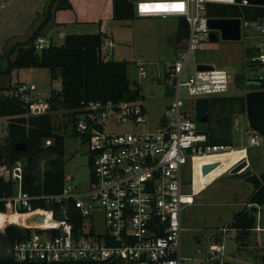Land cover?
<instances>
[{"label": "built area", "instance_id": "obj_1", "mask_svg": "<svg viewBox=\"0 0 264 264\" xmlns=\"http://www.w3.org/2000/svg\"><path fill=\"white\" fill-rule=\"evenodd\" d=\"M210 4L264 7L249 0L134 2L138 17L176 16L184 18L188 25L185 44L177 48L175 58L164 66L165 74L176 80L175 97L156 128L149 127L140 99L80 103L72 116L73 132L84 139L88 152L91 171L87 190H78L72 176L64 173L61 192L30 195L22 190L23 161H16L10 168H0V174L15 184L14 193L0 197L4 205L0 210V233L10 225L26 230L24 237L9 247L7 254L13 260L194 264L195 261L181 254L180 212L183 206L194 201L195 194L193 188L189 193L182 190V166L195 156L237 149L232 144L210 143L208 133L198 128L194 115L184 109L179 96L180 87H184L189 96L207 100L228 91L231 75L225 69L199 70L188 62L192 52L209 41L211 29L207 22L211 17L207 6ZM246 22L257 30L251 42L254 53L247 63L253 80L259 85L253 90H264V16ZM50 44L52 42L43 35L32 42L36 51ZM105 44L112 47L109 39H105ZM133 64L138 78L148 76L147 62L137 58ZM59 89L57 87L56 91ZM34 90L35 84H18L11 94L27 105L29 115L46 114L50 95H33ZM242 115L245 114H237L234 129L243 131L246 145L238 148L246 153L248 147L264 145V134L252 129L247 119L241 129ZM116 124H124L128 130L111 128ZM203 141L207 142L205 146L198 144ZM44 143L50 145L51 139ZM38 200L49 208L34 206L33 202ZM13 215L19 216L18 222L12 219ZM26 218H34V222L25 223ZM99 218L101 228L97 227ZM226 232V228L222 229L221 238L204 246V256L196 264L225 263L222 239L227 236Z\"/></svg>", "mask_w": 264, "mask_h": 264}, {"label": "rangeland", "instance_id": "obj_2", "mask_svg": "<svg viewBox=\"0 0 264 264\" xmlns=\"http://www.w3.org/2000/svg\"><path fill=\"white\" fill-rule=\"evenodd\" d=\"M49 1L52 14L56 12L57 20L64 21L62 29L55 27L43 33L54 45L62 43L60 33H96L99 28L104 30V26L98 21L99 17L105 20L112 18L111 0ZM44 4L45 0H25L0 10L1 66L7 67L8 60L13 58L11 54L15 44L14 38L18 36L21 40L24 39L29 28L36 22L38 15L35 10H41L46 18L48 12L43 8L47 3ZM178 22L179 17L176 16H136L134 19L122 20L113 18L110 22L111 30H117V43L113 54L110 49L103 51V58L128 62L129 78L139 89L140 101L147 112L150 128L160 125L175 97L176 80L164 76V66L175 58L177 48L185 44V38L179 42L175 40ZM113 26H117V29H112ZM240 27L241 36L238 40L222 39L219 30H215L217 40L205 42L202 48L192 52L188 61L192 68L197 63L208 64L214 68L225 69L231 75L226 94L214 96L231 99L223 106L226 111L217 115L209 114L207 122L196 120V123L200 130L207 131L210 136L227 137L233 147L237 148L217 154L195 156L182 166V180H185L182 190L189 193L192 187L194 191L201 188L193 196L194 201L183 206L180 212L181 254L195 261L194 264L204 256V246L222 237L224 228L227 229V236L222 239L225 244L224 264H262L260 257L264 246V205H260L259 213L258 210L256 212V228L240 232L236 229L234 231L230 224L235 213L251 207L247 204V197L253 191V185L245 179L246 176H259L264 173V145L248 147L245 155L244 149L238 148L246 145L244 133L234 129L238 113L232 103L233 99L244 96L246 91L257 89L259 86L257 81L253 80V74L247 64L254 53L251 42L257 30L245 20H240ZM103 46L105 49L106 45ZM137 58H142L148 63L146 78L137 77L133 64ZM158 73H161V76H158ZM1 75L0 73V78ZM9 77L8 84L11 89L2 90L5 94H11L18 84H36V90L32 91V94L47 97L59 84L58 79L52 80L48 70L44 68L11 69ZM179 96L184 102V109L193 116L196 96H189L184 87H180ZM68 112L59 108L52 112V120L57 132L64 136V173L72 176V183L78 190L84 191L89 188L91 171L88 152L83 139L71 131V124L67 122ZM227 119L228 124L225 122ZM245 119V115L240 117L241 129L245 125ZM8 121V117H0V140L6 134ZM111 128L128 130L124 124L112 125ZM50 158L51 153H41L38 158L41 172L48 168ZM243 161L245 165L232 172V169ZM204 164L214 166L208 173L202 174L201 168ZM97 227H102L101 218L97 221ZM8 251L9 248L0 240V255Z\"/></svg>", "mask_w": 264, "mask_h": 264}, {"label": "trees", "instance_id": "obj_3", "mask_svg": "<svg viewBox=\"0 0 264 264\" xmlns=\"http://www.w3.org/2000/svg\"><path fill=\"white\" fill-rule=\"evenodd\" d=\"M136 0H111L112 17L117 20L134 19L136 17L134 2ZM50 9H47L45 21L36 29L29 39L13 46L14 57L8 60L7 67L0 73L10 74L11 69L44 68L51 79H58L59 91L52 89L49 96V111L43 115H29L27 105L12 94H5L11 87L1 89L0 117H8L6 134L0 140V168H10L16 161L24 164L22 176V190L30 195H51L61 192L64 175V136L57 132L52 120V112L62 108L68 110L67 122L71 124L73 132L74 110L81 102L107 101L119 102L140 99L139 89L129 78V65L126 61L105 60L103 58L104 36L101 32L90 34H65L60 45L50 44L40 51H36L33 40L41 35V30L49 20ZM207 14L211 18H238L253 21L264 16L262 6H234L225 4H210ZM178 32L175 40L179 42L187 36L188 25L184 18H179ZM167 77L168 74H165ZM169 77V76H168ZM231 99L221 96L208 98V108L218 106L217 114L224 113V104ZM235 110L238 114H245L244 96L234 98ZM232 104V105H233ZM226 109V108H225ZM215 114V115H217ZM228 114V113H227ZM228 118V116L226 115ZM227 124L229 119H227ZM74 133V132H73ZM75 134V133H74ZM209 135V134H208ZM82 138V137H81ZM46 139H51L50 145H44ZM83 139V138H82ZM213 144H231L227 137L208 136ZM84 142V139H83ZM24 143L25 149L17 151L16 145ZM85 143V142H84ZM43 151L52 154L48 168H39L38 158ZM41 175V176H40ZM253 185V191L247 197L249 209L243 208L233 215L231 228L240 232L250 231L257 226V206L264 205V173L249 174L245 178ZM14 182L5 179L0 174V197L14 193ZM34 206L48 209L42 200L34 201ZM4 209L0 202V210ZM26 230L10 225L4 233H0L7 248L24 237ZM226 262V261H225ZM0 264H119L117 261L86 262L68 261L56 263L18 262L8 254L0 255ZM208 264H217L208 263Z\"/></svg>", "mask_w": 264, "mask_h": 264}, {"label": "water", "instance_id": "obj_4", "mask_svg": "<svg viewBox=\"0 0 264 264\" xmlns=\"http://www.w3.org/2000/svg\"><path fill=\"white\" fill-rule=\"evenodd\" d=\"M253 4H263L264 0H249ZM208 27L211 29L208 39L209 41L217 40V33L215 30H219L221 38L226 40H238L241 36L240 33V19L238 18H209ZM196 68L199 70H208L212 66L208 64L198 63ZM245 101V116L249 126L259 132L264 134V90H248L244 94ZM195 111L194 118L199 122H207L209 114H217L219 111L218 106L211 109L208 108V102L206 98H196L195 99ZM207 132V131H203ZM199 145L205 146L206 141L198 142ZM25 149L24 143L17 144L16 150L23 151ZM245 165V161L237 165L232 169V172L239 170ZM213 164L202 165V174L208 173L212 168ZM34 218H28V220H33ZM261 262L264 264V246L262 247Z\"/></svg>", "mask_w": 264, "mask_h": 264}, {"label": "crops", "instance_id": "obj_5", "mask_svg": "<svg viewBox=\"0 0 264 264\" xmlns=\"http://www.w3.org/2000/svg\"><path fill=\"white\" fill-rule=\"evenodd\" d=\"M21 1H25V0H0V10L5 9L6 7L12 6L13 4L18 3V2H21ZM49 2H50L49 0H45V4L47 3V5L44 6V8H43L44 11H45V9L46 10L48 8L50 9ZM35 11H36V14L38 15L36 22L29 28V31L27 32V35L25 36L24 39L21 40V38L18 37V36L16 38H14V43H15L14 45L19 44V43H23V42L27 41L29 39V37L33 34V32L36 29H38V27L43 23V21H45V17H43L44 16V13H41L40 12L41 10H35ZM51 14H52V9H51V12H50L49 20L45 23L44 27L41 30V35H43V33L46 30L53 29L55 27H57V29H62V24L64 23V21L63 20H59V21L57 20V17L58 16H57V13L56 12H53L52 16H51ZM152 17H159V16H152ZM162 18H166V17H162ZM111 20H113V17L112 18H109V19H106V20L99 17L98 18V21H99L100 25H102V27L104 26V30H102L101 28H99V30L96 33L101 32L103 34V36H104L103 44H105V39H109V40L112 41V47L108 48V45L105 44L106 45V48H105L104 51L107 52V49H110L111 52H112V54H113L114 53L115 44L117 43V30H116L117 29V26H115L116 28L114 26L112 27V29H115L116 30V32H113L114 30H111V26H110ZM63 35H65V34L60 33V36L61 37H63ZM11 55H13L12 57H14V53L13 52H12ZM9 57H10V55H9ZM4 69H6V67L0 65V72L1 71H4ZM1 74L2 75H1V78H0V84H2V85L0 86V88L1 89H6L7 87H9L8 82H9L10 77H9V74H6L4 72L1 73ZM245 154H247V151H246ZM183 182H185V180ZM191 184H192V181H191ZM200 189H198L197 191H195V194H197ZM257 210H258V213H259L260 210H261V207L260 206H257Z\"/></svg>", "mask_w": 264, "mask_h": 264}, {"label": "bare ground", "instance_id": "obj_6", "mask_svg": "<svg viewBox=\"0 0 264 264\" xmlns=\"http://www.w3.org/2000/svg\"><path fill=\"white\" fill-rule=\"evenodd\" d=\"M157 7H159V6L157 5ZM231 150H232V149H231ZM228 151H229V150H228ZM12 219H13L14 221H17V222H18V221H19V216L13 215V216H12ZM33 220H34V219H33ZM33 220L28 221V218H26V219L24 220V222H25V223H31V222L33 223V222H34ZM41 222H44V220L42 219Z\"/></svg>", "mask_w": 264, "mask_h": 264}, {"label": "flooded vegetation", "instance_id": "obj_7", "mask_svg": "<svg viewBox=\"0 0 264 264\" xmlns=\"http://www.w3.org/2000/svg\"><path fill=\"white\" fill-rule=\"evenodd\" d=\"M214 115H215V114H214ZM208 116H209V115H208ZM3 254H7V253H4V252H3Z\"/></svg>", "mask_w": 264, "mask_h": 264}, {"label": "snow or ice", "instance_id": "obj_8", "mask_svg": "<svg viewBox=\"0 0 264 264\" xmlns=\"http://www.w3.org/2000/svg\"><path fill=\"white\" fill-rule=\"evenodd\" d=\"M178 8L182 7V6H177Z\"/></svg>", "mask_w": 264, "mask_h": 264}]
</instances>
